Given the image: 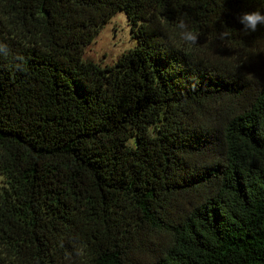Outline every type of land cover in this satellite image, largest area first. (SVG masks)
Returning <instances> with one entry per match:
<instances>
[{"label": "trees", "instance_id": "trees-1", "mask_svg": "<svg viewBox=\"0 0 264 264\" xmlns=\"http://www.w3.org/2000/svg\"><path fill=\"white\" fill-rule=\"evenodd\" d=\"M252 10L264 0H0V264H264ZM118 13L135 47L85 60Z\"/></svg>", "mask_w": 264, "mask_h": 264}, {"label": "rangeland", "instance_id": "rangeland-1", "mask_svg": "<svg viewBox=\"0 0 264 264\" xmlns=\"http://www.w3.org/2000/svg\"><path fill=\"white\" fill-rule=\"evenodd\" d=\"M136 45L130 26L124 13L116 14L101 29L99 36L86 47L84 59L101 64L111 65L122 53L128 52ZM2 177L0 176V184Z\"/></svg>", "mask_w": 264, "mask_h": 264}, {"label": "clouds", "instance_id": "clouds-1", "mask_svg": "<svg viewBox=\"0 0 264 264\" xmlns=\"http://www.w3.org/2000/svg\"><path fill=\"white\" fill-rule=\"evenodd\" d=\"M238 23L242 25V29L245 32H256L258 27L264 26V12L260 10L245 11L237 16ZM177 28L181 38L190 45H196L200 39V33L193 30L187 23L181 20ZM229 33L221 31L219 33V39H225ZM0 51L6 53V49L0 48Z\"/></svg>", "mask_w": 264, "mask_h": 264}]
</instances>
